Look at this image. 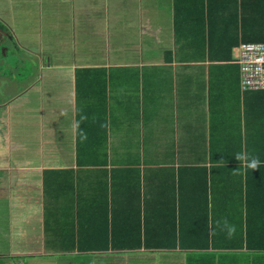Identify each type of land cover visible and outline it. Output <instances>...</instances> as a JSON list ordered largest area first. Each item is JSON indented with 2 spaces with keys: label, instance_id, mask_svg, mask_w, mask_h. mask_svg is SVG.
Wrapping results in <instances>:
<instances>
[{
  "label": "crops",
  "instance_id": "obj_1",
  "mask_svg": "<svg viewBox=\"0 0 264 264\" xmlns=\"http://www.w3.org/2000/svg\"><path fill=\"white\" fill-rule=\"evenodd\" d=\"M35 1L0 0L33 56L0 65V264H264V165L224 154L263 149L238 58L264 0H71L74 44L41 51Z\"/></svg>",
  "mask_w": 264,
  "mask_h": 264
},
{
  "label": "rangeland",
  "instance_id": "obj_2",
  "mask_svg": "<svg viewBox=\"0 0 264 264\" xmlns=\"http://www.w3.org/2000/svg\"><path fill=\"white\" fill-rule=\"evenodd\" d=\"M73 1V0H72ZM71 0H36L35 1V16L33 24H30L29 28V45L35 46L38 50H43L44 47L49 45L47 37H52L53 46L58 43L59 40L63 41L64 44H68L69 47L74 44V39H69L73 37L74 34V3ZM74 2V1H73ZM48 3L50 7L48 8ZM48 9L50 11H48ZM48 15H52L54 18L51 19ZM78 18V17H77ZM71 22V23H70ZM78 26V21L75 22ZM51 26L53 27L52 29ZM50 39V41H51ZM6 50L3 51V46L0 47V65L4 66L5 63L9 65H24L25 63L31 62L33 57L25 49H16V47H21L22 44H16L15 42H8ZM63 43H58V46L65 47ZM16 52V53H13ZM55 60H65L70 61L74 59L73 51L69 53H60L53 56ZM38 57L36 56V63ZM5 67V66H4ZM4 69H8L5 67Z\"/></svg>",
  "mask_w": 264,
  "mask_h": 264
},
{
  "label": "built area",
  "instance_id": "obj_3",
  "mask_svg": "<svg viewBox=\"0 0 264 264\" xmlns=\"http://www.w3.org/2000/svg\"><path fill=\"white\" fill-rule=\"evenodd\" d=\"M238 63L241 66L243 90H264V44L242 43Z\"/></svg>",
  "mask_w": 264,
  "mask_h": 264
},
{
  "label": "trees",
  "instance_id": "obj_4",
  "mask_svg": "<svg viewBox=\"0 0 264 264\" xmlns=\"http://www.w3.org/2000/svg\"><path fill=\"white\" fill-rule=\"evenodd\" d=\"M245 43H253V42H262L264 43V37H254V38H244L242 40ZM239 46V44H236ZM237 46V47H238ZM239 59V58H238ZM240 65V64H239ZM261 129H259L260 131ZM259 146H262L263 149L260 150H249V149H238V150H229V151H224L225 154V159L229 160V161H225L227 164H238L240 163L243 159H238V156H244L247 159L250 158H258L262 161V165H264V134H259V142H258ZM213 153V154H212ZM212 159L215 157L214 151L212 152ZM217 162V161H215ZM229 166V165H228ZM192 170L196 171V174L202 175L204 180V185L209 182V176L210 174H212L211 172V167L209 169V167L206 166H196L193 167ZM199 172V173H198Z\"/></svg>",
  "mask_w": 264,
  "mask_h": 264
},
{
  "label": "clouds",
  "instance_id": "obj_5",
  "mask_svg": "<svg viewBox=\"0 0 264 264\" xmlns=\"http://www.w3.org/2000/svg\"><path fill=\"white\" fill-rule=\"evenodd\" d=\"M237 158L238 159H243V160H246L247 159L244 156H238ZM258 165H259V160L256 159V158L251 159V162L250 163H247V167L248 168H251V169H257Z\"/></svg>",
  "mask_w": 264,
  "mask_h": 264
}]
</instances>
